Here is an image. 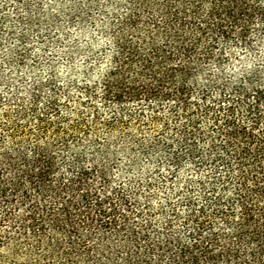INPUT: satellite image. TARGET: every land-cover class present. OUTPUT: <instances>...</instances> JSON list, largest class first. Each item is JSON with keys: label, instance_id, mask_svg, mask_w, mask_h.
Instances as JSON below:
<instances>
[{"label": "trees", "instance_id": "trees-1", "mask_svg": "<svg viewBox=\"0 0 264 264\" xmlns=\"http://www.w3.org/2000/svg\"><path fill=\"white\" fill-rule=\"evenodd\" d=\"M32 7L0 0V264H264V68H226L264 0ZM43 18L66 64L28 78Z\"/></svg>", "mask_w": 264, "mask_h": 264}, {"label": "rangeland", "instance_id": "rangeland-1", "mask_svg": "<svg viewBox=\"0 0 264 264\" xmlns=\"http://www.w3.org/2000/svg\"><path fill=\"white\" fill-rule=\"evenodd\" d=\"M69 1L70 0H32L33 7L29 13H32V16L37 14L38 11L42 14H44V12L47 14L48 12L57 11L60 8L62 9V6H67ZM6 11L8 14V19L4 23L6 26L5 32L8 33V27L11 26L15 28L14 32L17 34L16 36L20 35L24 28L26 29V27H24L22 24L12 23L16 19L14 6H7ZM22 13L23 16L28 15L26 14V9L23 10ZM41 22V28H39L40 30H38V27H33L31 32H29L28 45L25 47L26 52L24 61L20 63L27 65L22 70L28 78L31 76L28 70V67L31 64H66V54L64 53L66 43H56L53 40V30L51 34L52 36L49 37L51 26H48V21L46 18L41 19ZM6 33H3L2 41L0 38V64H12V62L9 63L8 60H11V57L14 55L13 57H15V61L17 59L15 53L17 49L21 48L18 47V37H10ZM41 34L45 36L44 39L38 37L41 36ZM38 40L42 41L39 42ZM253 66L264 68V34L256 38L253 49L248 51H243L240 49L235 50L234 57L229 62V64L226 65V68L228 72H232L245 68H251ZM8 69L9 68L7 67L6 70ZM6 73L10 74L8 71H6ZM15 74L16 73H14L12 76H15Z\"/></svg>", "mask_w": 264, "mask_h": 264}]
</instances>
